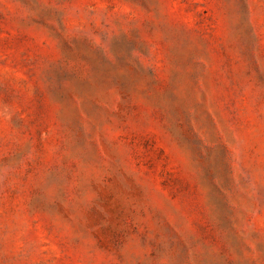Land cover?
Masks as SVG:
<instances>
[{"label": "rangeland", "instance_id": "rangeland-1", "mask_svg": "<svg viewBox=\"0 0 264 264\" xmlns=\"http://www.w3.org/2000/svg\"><path fill=\"white\" fill-rule=\"evenodd\" d=\"M0 264H264V0H0Z\"/></svg>", "mask_w": 264, "mask_h": 264}]
</instances>
